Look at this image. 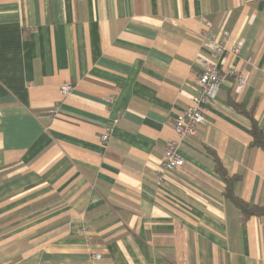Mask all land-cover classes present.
I'll return each mask as SVG.
<instances>
[{
    "label": "crops",
    "instance_id": "obj_1",
    "mask_svg": "<svg viewBox=\"0 0 264 264\" xmlns=\"http://www.w3.org/2000/svg\"><path fill=\"white\" fill-rule=\"evenodd\" d=\"M205 20L226 51L240 44L215 63L246 84L223 80L159 184L200 94ZM252 126L264 127V0H0V264H89L83 227L100 264H264V215L226 195L264 207Z\"/></svg>",
    "mask_w": 264,
    "mask_h": 264
},
{
    "label": "built area",
    "instance_id": "obj_2",
    "mask_svg": "<svg viewBox=\"0 0 264 264\" xmlns=\"http://www.w3.org/2000/svg\"><path fill=\"white\" fill-rule=\"evenodd\" d=\"M203 24L206 32L201 35V44L208 52L210 58H198V62L201 65V73L196 80V85L200 94L198 98L192 100L191 104L175 120L173 126L175 139L165 143L163 156L157 171L156 180L159 184H164V174L180 170L183 167L184 160L179 154L181 142L186 138L195 137L198 128L207 123L204 117V108L211 104V100L219 91L223 80L231 78L236 82L237 86L246 84V79L242 72L233 66L220 70L215 63L226 55L227 57L235 56L239 51L240 44L234 45L229 52L226 51L223 43L224 39L222 41L217 39L210 30L211 23L205 20ZM70 90V84H63L59 88V95L65 96ZM109 134V128H106L100 137L102 143L108 142ZM79 235L83 237L84 244L88 247L89 264H100L102 260L101 254L95 249H91L94 245L93 234L83 227Z\"/></svg>",
    "mask_w": 264,
    "mask_h": 264
},
{
    "label": "trees",
    "instance_id": "obj_3",
    "mask_svg": "<svg viewBox=\"0 0 264 264\" xmlns=\"http://www.w3.org/2000/svg\"><path fill=\"white\" fill-rule=\"evenodd\" d=\"M249 135L251 137V144L264 151V127L260 129L257 126H252L249 131ZM217 168H219L218 164ZM226 195L234 201L239 210L243 213L244 217L251 215H264V207L261 209L248 208L247 205L243 204L238 199L233 198L228 191L226 192Z\"/></svg>",
    "mask_w": 264,
    "mask_h": 264
}]
</instances>
